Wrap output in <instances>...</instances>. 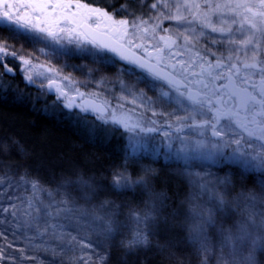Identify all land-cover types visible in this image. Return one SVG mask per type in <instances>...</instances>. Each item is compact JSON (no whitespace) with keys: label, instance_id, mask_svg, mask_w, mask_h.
Listing matches in <instances>:
<instances>
[{"label":"snow or ice","instance_id":"1","mask_svg":"<svg viewBox=\"0 0 264 264\" xmlns=\"http://www.w3.org/2000/svg\"><path fill=\"white\" fill-rule=\"evenodd\" d=\"M0 31V99L122 139L107 189L142 197L5 164L25 148L2 138L0 264H112L114 250L129 264L165 250L162 228L198 264H264V0H0ZM17 74L24 89L4 79ZM164 170L178 202L155 188Z\"/></svg>","mask_w":264,"mask_h":264},{"label":"trees","instance_id":"2","mask_svg":"<svg viewBox=\"0 0 264 264\" xmlns=\"http://www.w3.org/2000/svg\"><path fill=\"white\" fill-rule=\"evenodd\" d=\"M165 25L167 26V23ZM70 62L77 63L74 58ZM82 63L96 67L91 65L90 61H82ZM17 86L20 89L25 87L20 81L13 85V87ZM15 95L16 93L9 89L7 99H0V139L18 140L24 146L25 154L21 155L13 151L11 155L4 158L5 164H20L34 171L38 169L39 174L44 178H47L50 173L58 174L61 171L73 169L83 170L88 175H95L104 185L106 191L101 193L102 197L107 195L117 202L125 200L133 203L142 199V197L133 199L131 192L118 194L107 189L110 169L113 165L119 164L122 159L121 153L117 151V145L124 143L122 139L114 136L108 141L103 130L97 129L96 139L92 142L87 129L72 126L63 118V113H60L59 117L56 114H45L39 110L43 101H37V110H34L31 98L26 96L21 102H14ZM155 167L159 168L161 165L157 164ZM236 179L238 180L239 177ZM245 182L252 186L251 179ZM154 185L157 191L167 190L168 195L177 202L186 191L184 183L178 178L170 177L167 170L161 171ZM183 235L178 228L172 231L162 228L160 234L152 240L154 245L159 242L165 246V250L159 252L152 247L141 252L139 256L130 258L129 264H198L197 257L180 242ZM169 240L171 244L167 243ZM118 255L114 250L112 264H117Z\"/></svg>","mask_w":264,"mask_h":264},{"label":"flooded vegetation","instance_id":"3","mask_svg":"<svg viewBox=\"0 0 264 264\" xmlns=\"http://www.w3.org/2000/svg\"><path fill=\"white\" fill-rule=\"evenodd\" d=\"M8 33H6V32H3V31H0V36H4V37H8ZM21 44H25V42L24 41H22V40H16V46L17 47H19ZM27 48H31V46L30 45H25ZM75 60H76V62L77 63H82V61L79 59V58H76V57H73ZM64 59H66V58H64ZM55 62V61H54ZM63 62V60H61V63ZM69 63H71L70 61H69ZM66 71H71V69H66ZM115 70L113 69V70H111V72H114ZM111 72H109V75H111ZM74 75H76L78 78H80L81 79V76H82V74L81 73H79V72H75L74 73ZM5 81H11V83L14 85L15 84V82H21V84H23L24 85V82H23V80H22V76L20 75V74H17L16 75V77L15 78H12V77H8V76H6L5 78ZM25 86V85H24ZM33 94L35 93V89H29ZM54 98V97H53Z\"/></svg>","mask_w":264,"mask_h":264},{"label":"rangeland","instance_id":"4","mask_svg":"<svg viewBox=\"0 0 264 264\" xmlns=\"http://www.w3.org/2000/svg\"><path fill=\"white\" fill-rule=\"evenodd\" d=\"M166 23H167V22H166ZM165 26H166V25H165ZM84 78H85V77L82 75V76H81V79H84Z\"/></svg>","mask_w":264,"mask_h":264}]
</instances>
